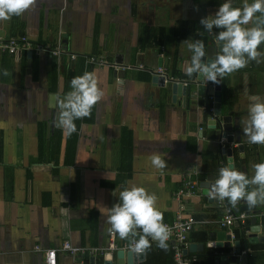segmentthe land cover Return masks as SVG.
<instances>
[{
  "label": "crops",
  "instance_id": "crops-1",
  "mask_svg": "<svg viewBox=\"0 0 264 264\" xmlns=\"http://www.w3.org/2000/svg\"><path fill=\"white\" fill-rule=\"evenodd\" d=\"M223 2L36 0L23 15L0 20V40L24 36L65 49L58 59L35 50L16 56L0 47V264H44L50 248L57 250V264H92V257L94 264H105L109 250L111 264H118L116 250H132L125 246L136 238L112 234L106 212L118 201L114 191L118 195L133 185L155 194L163 221L172 222L178 212L196 216L200 223L192 231L206 232L209 240L190 242L204 244L203 250L223 248L208 243L219 230L233 233V227L219 225L225 208L199 186L228 162L219 126L210 128L212 116L202 105L207 96L214 99V84L201 95L193 76L185 106L182 96L173 100L171 92L153 81L152 72L162 66L170 76L190 79L181 70L190 57L182 42L198 39L201 17ZM244 2L232 0L234 7ZM186 21L194 27L183 37ZM205 34L208 46L210 33ZM259 50L264 51V43ZM92 56L121 66L97 65ZM84 72L96 76L104 96L89 116L75 121L76 131L67 134L54 126L56 103L70 90V80ZM222 97V116H240L243 132L252 98L264 100V62L250 61L226 75ZM242 142L244 156L232 145V164L251 178L253 165L264 161V145L250 144L246 136ZM154 154L167 161L164 169L153 167ZM189 181L195 184L194 193L181 195ZM255 209L257 223L264 224V204ZM65 241L84 252L63 249ZM212 252L211 263L230 264L236 249L231 246L228 255ZM252 254L255 264H264L260 252ZM240 256L237 264H243ZM146 258L147 253L142 264Z\"/></svg>",
  "mask_w": 264,
  "mask_h": 264
},
{
  "label": "clouds",
  "instance_id": "clouds-1",
  "mask_svg": "<svg viewBox=\"0 0 264 264\" xmlns=\"http://www.w3.org/2000/svg\"><path fill=\"white\" fill-rule=\"evenodd\" d=\"M36 0H0V20L21 16L34 7ZM252 21V26L248 27ZM200 24L214 35L218 51L206 55L204 42L187 39L182 43L190 53L189 62L182 67L186 76L198 77L202 84L219 83L225 76L245 67L250 61L264 62V0H245L241 7H234L232 0H224L213 14L201 17ZM218 29L215 33L213 30ZM104 96L96 76L84 72L70 80V90L57 100L58 109L54 126L67 134L76 131L75 121L91 114L94 105ZM248 143L264 145V100L253 97L247 107V121L242 128ZM151 164L164 169L167 161L159 155L151 156ZM251 178L233 166L229 160L216 169V175L204 184L209 199L227 202L236 206L243 200L249 208L264 204V161L253 165ZM250 185L255 187L249 188ZM118 201L107 208L106 223L109 231H115L121 239L137 236L133 251L139 253L155 242L162 250L168 249L169 228L156 206V196L141 186L123 188ZM102 210L100 209V212Z\"/></svg>",
  "mask_w": 264,
  "mask_h": 264
},
{
  "label": "water",
  "instance_id": "water-1",
  "mask_svg": "<svg viewBox=\"0 0 264 264\" xmlns=\"http://www.w3.org/2000/svg\"><path fill=\"white\" fill-rule=\"evenodd\" d=\"M215 33V32H214ZM209 37L211 38V44H209L206 47V55L213 56L218 49L215 46L214 42V35L209 34ZM118 62V61H117ZM197 88L199 91V94L205 95L207 94V91L209 89V86L213 83L209 81L207 84H202L203 81H201L199 78H197ZM153 81L157 82L160 86L165 88L167 92H171V96L173 100H176L178 96H182V103L186 106V102H190L189 100V87L187 84L183 83L182 81H171L167 80L165 76L159 75V74H153ZM214 84V111L208 112L209 115L212 116V119L209 120V123L211 124L210 128H216L219 126V142L220 147L223 153H226L228 155V161L230 160L231 163H233V149L234 146L237 144V148L240 151V156H244V150H245V144L242 142V139L244 137L243 132L241 131V117H233L232 114L223 115L222 116V80L219 83H213ZM235 132L239 133V135H235ZM224 141L226 142L225 144ZM223 144V146H222ZM216 173L207 175L205 180H202L199 182V186L202 189V192L206 194V189L204 187V184L214 178ZM215 200L216 199H211ZM232 206V205H231ZM233 211L235 213H238L240 211L246 212L247 215H249V218H251V226L249 228L248 233V241L250 243H257V242H264V234L261 233L262 230H264V224L257 223L258 221V212L253 208H249L245 202L243 204L239 201L236 206H232ZM236 226L239 225L238 222L235 223ZM231 233H228L226 230H219L216 232V239L211 240L208 245L209 246H215V247H231L234 246L236 249V253L232 255L231 263L230 264H237V256H240V260L243 262V264L247 261V255L241 254L240 249V241L235 240L232 242L231 239ZM174 242L171 241V244ZM204 247V244L197 243V242H191L189 245V248L186 249V253H195L202 251ZM146 253L143 252H135L133 250H127L119 249L116 250V258L118 260V264H142L141 262L145 259ZM105 258V264H111L112 258H113V252L111 250L107 251L104 255ZM94 257L91 258L92 264H94ZM226 259V257H224Z\"/></svg>",
  "mask_w": 264,
  "mask_h": 264
},
{
  "label": "built area",
  "instance_id": "built-area-1",
  "mask_svg": "<svg viewBox=\"0 0 264 264\" xmlns=\"http://www.w3.org/2000/svg\"><path fill=\"white\" fill-rule=\"evenodd\" d=\"M0 47L3 51L8 52L12 55H16V56H18L22 50H35L37 53L49 52L50 56L57 57L58 59H60L62 54L65 52V49L60 44L56 47H51L46 44L33 42L24 36L10 37L8 39H3V40L1 39ZM71 56L73 59L76 58L75 54H72ZM90 59H91V62L97 65H102V66L112 65L114 67L121 66L119 62L108 61L104 57L92 56ZM123 67L125 66L123 65ZM127 67H131V66H127ZM140 68H143V66H140ZM152 72L153 74H159V75L165 76L167 80L182 81L183 83L188 84L186 80H182V79L174 78L170 76L162 66H159L158 68L154 69ZM193 83H198L197 79H194ZM186 184L189 189L181 190L180 194L182 195L186 193L187 195H190V194L192 195L194 193L193 185L195 184L190 181L187 182ZM217 202L220 205H222V207L225 208V212L222 218L217 220L221 227L230 228V227H233L236 222L244 224L246 220L249 218V215H247L246 212L244 211L235 213L233 211V207L230 204H228L227 200H224V201L217 200ZM262 216L264 217V211L262 212ZM164 223H166L169 228V240L168 241L174 242L172 244V249L174 251L175 264H193V262L197 260V257L194 255L190 256L189 253H186V249L189 248V245L191 243L189 241V234L193 230L194 226L200 223V221L197 220L194 216L184 215L183 213L178 212L175 219L172 222L164 221ZM111 233L114 234V231H112ZM231 237H232V240H234L235 238L234 233H231ZM135 241H133L131 244H134ZM111 245L113 247L115 246L113 242H111ZM62 248L69 250L72 254H76L78 251L84 252V249L74 248L68 241L64 242ZM125 248H131V247L128 244L127 246H125ZM44 264H57V250L56 249L50 248L47 250V252L45 253Z\"/></svg>",
  "mask_w": 264,
  "mask_h": 264
},
{
  "label": "trees",
  "instance_id": "trees-1",
  "mask_svg": "<svg viewBox=\"0 0 264 264\" xmlns=\"http://www.w3.org/2000/svg\"><path fill=\"white\" fill-rule=\"evenodd\" d=\"M184 24L187 26V30H185L186 32L184 34H182L183 37L187 36L188 32H190L194 27L193 25L189 24L187 21ZM198 28H200V32L202 31L198 35V39H200L204 42L205 50H206L207 43H208V38H207V35L205 34L206 30L203 29L202 25L199 26ZM216 31H218V29H216ZM177 32H178V30H177ZM174 78H177V77H174ZM179 79H182V78H179ZM185 79H187V78H185ZM185 79H182V80H185ZM192 79H195V76ZM192 79L190 78V79H187L186 81L189 83V82H192ZM202 105L205 106V108L207 109L208 112H211V109L214 106V99L210 98V96H207L204 100H202ZM73 144H74V142H73ZM43 145H44V141H43ZM10 191H13L12 183L10 184L9 192ZM196 219H197V217H196ZM250 226H251V220H250V218H248L244 224L239 223L238 226H233V233H234L235 239L239 240L241 243V245H240L241 252H245L247 254L246 264H255V261H256L255 258L257 256H254L252 254V252L253 253L254 252H260L261 257H264V243L251 244L248 242L247 232H248ZM138 237H139V235H137L136 237H129V238H127V240H131V239H135V238L138 239ZM193 240L202 241L206 244L207 241L209 240V237L207 236L206 232L200 231V232H198V234H195L194 231H192L189 234V241H193ZM168 245H169L168 249L165 251V250L158 248L156 246L155 242H153L151 244V247L146 249L147 258H146V261L144 264H175L174 251L172 249V244L170 241H168ZM158 249H160V251ZM210 251H217L218 253L228 255L231 252V247H223V248H216V249L211 248V247L210 248L205 247V249L202 252L191 253V254L189 253L190 256L194 255L197 257V260L195 262H193V264H221L219 260H217V263H211V258H215L216 254H213L215 252L209 253ZM217 256H218V254H217ZM162 259H164V262H161Z\"/></svg>",
  "mask_w": 264,
  "mask_h": 264
}]
</instances>
